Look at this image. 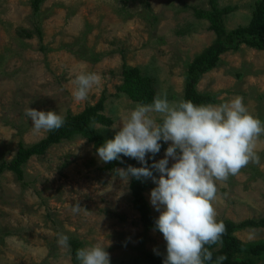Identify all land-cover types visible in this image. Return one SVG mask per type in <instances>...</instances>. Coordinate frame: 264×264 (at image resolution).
<instances>
[{"label":"rangeland","instance_id":"374dc122","mask_svg":"<svg viewBox=\"0 0 264 264\" xmlns=\"http://www.w3.org/2000/svg\"><path fill=\"white\" fill-rule=\"evenodd\" d=\"M255 0H218L233 9L224 15L227 29L247 24ZM0 0V161L11 159L21 141L30 144L47 132L33 130L26 108L80 112L105 96L103 113L110 125L94 126L110 137L123 110L142 104L117 89L122 65L137 66L152 79L156 96L169 101L183 95L184 73L194 55L215 37L209 21L190 7L208 8V0ZM100 75L85 101L72 91L81 72ZM219 105L239 96L264 123V50L240 44L220 54L218 64L196 84ZM166 147L153 158L159 161ZM260 163H249L237 175L218 183L217 220L239 222L264 216V135L259 138ZM174 161L169 159V167ZM149 164V166L152 165ZM92 142L80 135L61 139L23 164V177L0 173V264H79L70 247L58 246L61 234L80 246L107 247L111 264H147L146 250L166 252L154 229L145 231L133 207L129 181L114 169H103ZM158 177L159 173L155 172ZM144 195L150 202L156 185L149 178ZM75 205L79 211L73 212ZM234 235L247 245L263 243L264 227L238 228ZM264 264L261 255L241 253Z\"/></svg>","mask_w":264,"mask_h":264},{"label":"clouds","instance_id":"9594fccd","mask_svg":"<svg viewBox=\"0 0 264 264\" xmlns=\"http://www.w3.org/2000/svg\"><path fill=\"white\" fill-rule=\"evenodd\" d=\"M101 77L79 72L72 96L85 101ZM36 132H50L65 124L55 111L26 108ZM115 132L97 150L100 161L110 163L122 155L136 159L141 167L118 168L120 178L151 179L150 202L160 213L155 230L166 242L164 264H206L212 252L206 245L217 244L226 230L217 220L215 203L218 183L237 175L249 163H260L257 155L264 123L249 112L242 97L219 105H197L191 100L169 101L167 92L158 94L152 104H137L123 110L111 126ZM161 141L168 143L165 155L148 165L147 157L160 152ZM169 159L174 162L169 167ZM159 173L157 177L154 171ZM75 205L73 212L79 211ZM61 234L58 246L68 247ZM100 244L77 250L79 264H111L110 253ZM219 257L218 260H223Z\"/></svg>","mask_w":264,"mask_h":264},{"label":"trees","instance_id":"16d2710c","mask_svg":"<svg viewBox=\"0 0 264 264\" xmlns=\"http://www.w3.org/2000/svg\"><path fill=\"white\" fill-rule=\"evenodd\" d=\"M40 2L41 0H31L30 3L34 11L39 9ZM208 3V8L184 4L192 9L197 18L207 19L209 28L215 33L214 39L200 52L196 53L187 64L184 73L183 95L180 100H191L197 105H207L215 100L212 93L199 91L196 84L205 71L218 64L221 53L230 49L235 50L240 44L264 50V0L253 2L251 16L247 24L237 25L231 29L226 28L224 15L231 12L233 6H220L218 0H208ZM117 89L130 99L142 104H152L156 97L151 77L142 73L139 67L127 65L126 63L122 65V81L117 85ZM104 101L105 96L101 95L95 103L86 105L80 112L66 114L63 127L47 132L38 141L30 144H24L20 141L14 156L9 160L0 161V173L8 169L15 173L17 179H21L23 177V164L28 158L34 154L43 153L49 145L61 139L80 135L87 141L92 142L95 150L104 144L106 140L113 139L115 134L108 137L94 126V122L110 125L113 121L110 116L102 112ZM161 144L160 152L166 147V143L163 141H161ZM153 158L149 154L147 157L148 165L152 163ZM129 165L142 166L136 159L122 155L118 160L105 163L102 168L111 170L121 166L126 169ZM153 171L155 174V170ZM148 186L147 180H137L134 177L129 180L132 204L139 212V219L145 231L155 230V219L158 218L152 213L144 195V191ZM218 221L224 223L226 230L219 243L206 245L212 252V260L207 261L206 264H259L250 256L239 257V255L241 253L261 255L264 251L263 243L247 245L234 235V231L243 227H264V216L246 218L239 222H234L228 218ZM68 238L71 258L76 261L77 250L81 248L80 241L75 237ZM143 254L147 264H164L167 253L160 249H154L146 250ZM219 257H224V259L222 261L218 260Z\"/></svg>","mask_w":264,"mask_h":264}]
</instances>
